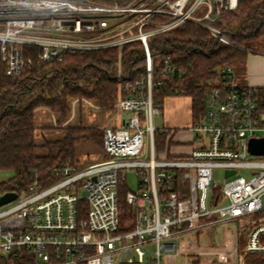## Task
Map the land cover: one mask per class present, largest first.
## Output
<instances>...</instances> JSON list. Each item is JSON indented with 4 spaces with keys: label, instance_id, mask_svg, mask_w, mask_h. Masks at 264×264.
<instances>
[{
    "label": "built area",
    "instance_id": "built-area-1",
    "mask_svg": "<svg viewBox=\"0 0 264 264\" xmlns=\"http://www.w3.org/2000/svg\"><path fill=\"white\" fill-rule=\"evenodd\" d=\"M237 1L141 0L118 7L96 0H0V54L8 77L19 78L67 53L133 42H142L147 56V76L123 87L122 127L104 130L108 160L60 169L58 182L42 189L35 182L0 207V264H177L185 256L194 259L186 264H245L247 254L264 255V156L249 151L252 139L264 138L257 91L239 86L232 66L222 67L217 80L205 82V111L188 129L191 149L184 155L173 153L177 131L153 125L160 115L154 87L174 69L168 59L154 83L148 40L186 21L214 22L235 10ZM204 6L205 15L196 17ZM133 15L141 17L129 18ZM155 15L171 20L145 31ZM157 132L165 133L169 144L160 154ZM241 168L259 172L246 179L239 176ZM216 169L224 173L223 187L213 184ZM227 171L236 173L226 177ZM128 172L135 173L138 188L125 193L131 208L125 216L120 192L127 189ZM181 176L189 192L175 186ZM231 223L237 224L236 233L227 231L222 248L198 245L196 237Z\"/></svg>",
    "mask_w": 264,
    "mask_h": 264
},
{
    "label": "trees",
    "instance_id": "trees-1",
    "mask_svg": "<svg viewBox=\"0 0 264 264\" xmlns=\"http://www.w3.org/2000/svg\"><path fill=\"white\" fill-rule=\"evenodd\" d=\"M96 1L126 7L141 0ZM206 12L204 6L195 16L203 17ZM170 20L167 15H155L143 29L149 31ZM202 24L226 35L233 45L219 41ZM202 24L186 21L148 40L156 72L154 83L159 82L168 59L174 69L173 74L163 80V85L153 90L160 112L166 98L188 97L192 101L194 121L204 113L205 82L217 80L219 70L226 65L241 70L249 51L256 50L252 46L264 41V0H238L235 10L223 12L214 22L203 21ZM146 76L147 56L142 42L107 50L67 53L60 61L26 71L19 78L6 75L0 54V172L14 173L12 178L0 181V197L7 193L21 196L35 182L41 189L58 182V170L78 167L76 147L83 141H91L103 150L104 132L97 128L74 127L67 130L63 139L41 145L48 153L39 155L35 126L38 109L56 114L59 126L71 112V100H89L101 111L112 112L124 96L123 87ZM256 91L259 107L264 110V88ZM155 143L159 154L169 145L165 133L160 132L155 135ZM104 155L101 162L108 160ZM175 186L189 192L185 177L181 176ZM126 192L125 187L120 192V208L125 216L131 211L125 203ZM243 247L242 239L240 248ZM245 264H264V255L247 254Z\"/></svg>",
    "mask_w": 264,
    "mask_h": 264
},
{
    "label": "rangeland",
    "instance_id": "rangeland-1",
    "mask_svg": "<svg viewBox=\"0 0 264 264\" xmlns=\"http://www.w3.org/2000/svg\"><path fill=\"white\" fill-rule=\"evenodd\" d=\"M203 8V7H202ZM201 8V9H202ZM203 12V11H202ZM203 14V13H202ZM141 16H130L129 18H140ZM128 24V20L125 22ZM254 49L257 51H264V41L256 44ZM240 74V70L238 72ZM188 102L190 103V98L188 97H175L169 98L166 100V108L171 109L173 116L176 118L179 116L180 110L175 107V103L179 102ZM71 112L69 113L65 122L59 126L57 125V115L51 112L50 110L41 108L38 109L35 113V126L37 129L36 134V144L38 145L37 153L39 155H46L48 151L42 149L40 146L46 142H55L61 140L65 137L66 132L69 128L74 127H85V128H97L104 132L105 129L116 130L122 127L123 114L119 112L118 103L115 106V110L112 112H103L98 109L92 101L84 100L78 102L76 100L70 101ZM163 117L160 112L159 116H155L153 119V125L155 129L163 127ZM189 127L187 128V130ZM104 134V133H103ZM175 153V147L173 149ZM177 153V151H176ZM104 151L99 149L96 144L91 141H83L76 147V161L78 167H87L101 162L105 159ZM259 170L241 168L239 169V176H243L246 179H250L254 174H257ZM14 176L12 171H2L0 172V181H6ZM127 177V190L135 193L138 188L137 177L135 173L128 172L126 173ZM226 182L224 173L216 169L215 178L213 181L214 186L223 187ZM227 229V230H226ZM237 224H229L227 227H216L206 233L196 237L198 245L200 247H223L228 237L227 231L231 233H236ZM187 241V238L179 240V246ZM194 260L192 257H180L178 258L177 264H186V262ZM0 263H2L0 259ZM147 264V262H146Z\"/></svg>",
    "mask_w": 264,
    "mask_h": 264
},
{
    "label": "crops",
    "instance_id": "crops-1",
    "mask_svg": "<svg viewBox=\"0 0 264 264\" xmlns=\"http://www.w3.org/2000/svg\"><path fill=\"white\" fill-rule=\"evenodd\" d=\"M235 70L237 83L241 87H251L255 90L264 88V51L252 50L246 58L245 64L239 71ZM175 98V97H169ZM166 98L161 111L163 117V127L159 129L175 130L177 131L175 153L177 155H184L190 152V134L187 128L191 127L194 122L192 115V101L176 102L175 107L180 110V115L175 118L171 109L166 108ZM174 149V147H173ZM177 151V153H176Z\"/></svg>",
    "mask_w": 264,
    "mask_h": 264
},
{
    "label": "water",
    "instance_id": "water-1",
    "mask_svg": "<svg viewBox=\"0 0 264 264\" xmlns=\"http://www.w3.org/2000/svg\"><path fill=\"white\" fill-rule=\"evenodd\" d=\"M249 151L254 156H264V138L252 139L249 142ZM235 171H227L226 177L235 175ZM17 193H7L0 197V207L8 205L18 199Z\"/></svg>",
    "mask_w": 264,
    "mask_h": 264
}]
</instances>
